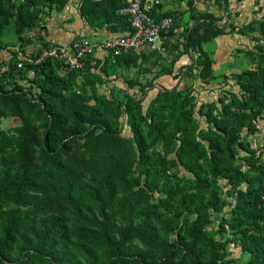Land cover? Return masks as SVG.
Returning a JSON list of instances; mask_svg holds the SVG:
<instances>
[{
	"label": "trees",
	"instance_id": "trees-1",
	"mask_svg": "<svg viewBox=\"0 0 264 264\" xmlns=\"http://www.w3.org/2000/svg\"><path fill=\"white\" fill-rule=\"evenodd\" d=\"M66 2L0 0V39L11 25L20 48L21 35L39 23L43 9L58 12ZM121 4L79 0L77 12L90 27L121 34L129 29L115 12ZM190 18L181 43L186 63L157 87L134 81L139 94L122 89L124 100L87 95L84 84L76 90L75 76L90 87L101 84L102 75L142 50L102 55L94 66L63 69L65 76L49 60L15 69L19 50L11 51L6 72L0 61V117L20 121L0 129V264H235L215 237L225 231L240 237L244 264H264V162L241 139L242 129L253 134L264 115V43L251 37L252 46L241 51L252 66L224 77L231 88L215 100L197 103L183 77L192 67L201 81L211 76L200 44L223 28L206 12ZM204 23L212 30L201 39ZM26 80L32 94L20 84ZM119 116L128 138L120 135ZM6 154L16 158L7 161ZM220 183L231 190V204L224 203Z\"/></svg>",
	"mask_w": 264,
	"mask_h": 264
},
{
	"label": "crops",
	"instance_id": "crops-1",
	"mask_svg": "<svg viewBox=\"0 0 264 264\" xmlns=\"http://www.w3.org/2000/svg\"><path fill=\"white\" fill-rule=\"evenodd\" d=\"M124 1L121 0V3L123 4ZM78 4L79 0H67L60 11H51L41 21L39 20L42 28L38 29V23L28 31L33 34L34 38L31 49L35 51L48 42L68 43L74 36H85L91 40H97L115 34L111 33L106 25L98 28L90 27L78 15ZM143 4L152 5L151 12L154 16L172 15L173 23L168 35L164 37L165 40H173L182 30V27H187L183 23L188 21L189 12L184 11L188 7L195 9L198 14L204 12L211 14L216 24L223 28L221 33L206 39L200 44L202 50L211 59V76L205 81H201L196 77L200 90L197 95L199 101L196 99L197 103L215 100L222 93H219L221 89L229 90L231 88V80L226 79L224 82V77H227L231 72H237L252 66L241 50L252 46L251 37H258L264 33V25L260 27L261 21H259V26H257L255 21L257 18L264 19V0H225L221 5H217L214 0H191L190 5H188L187 0H143ZM259 41L261 42L260 39ZM13 47L17 49V42ZM25 49L24 45L18 48L17 55H28V50ZM97 55L101 57L102 52H97ZM184 56V54H181L174 68L186 63V60H182L183 58L186 59V56ZM0 59H2L1 52ZM169 77L167 75L162 82H170ZM183 78L187 83V76Z\"/></svg>",
	"mask_w": 264,
	"mask_h": 264
},
{
	"label": "rangeland",
	"instance_id": "rangeland-1",
	"mask_svg": "<svg viewBox=\"0 0 264 264\" xmlns=\"http://www.w3.org/2000/svg\"><path fill=\"white\" fill-rule=\"evenodd\" d=\"M191 0H187L188 5H190ZM215 2V1H214ZM191 9V10H190ZM51 11H54L52 9H47L46 7L43 9V12L40 14L39 20L41 21L44 16L48 15ZM184 11L189 12L188 21L184 22L183 24H186L189 26L192 23V19L190 18L192 16H198L199 14L196 13L195 9L193 8H185ZM263 18H257L255 19L257 26H259V21H262ZM42 28L41 23L38 24V29ZM185 27H182V30L178 33V35L173 38V40L167 39L165 40L163 36L161 38V48L162 50L159 52H147L146 50H142V54L140 56L133 55L129 62L127 64H120L119 66L115 67L114 70L109 71L106 75H102V83L99 84L97 82H94L93 86L90 87L88 83H86L84 80V77L82 75L77 74L75 76L74 85L73 88L78 90L81 86V84H84V90L87 95H89L91 92H96L97 95H101L107 98H114L116 100H124L122 89L128 90L129 92H136V94H139V91L137 87L131 88L134 81L140 82L142 85H150L157 87L159 85V82L161 80L165 79L168 74H170L171 71H173L174 66L176 62L178 61L179 57L181 56L183 49H182V35L185 32ZM32 29V28H31ZM30 29V30H31ZM107 29L111 33H115L116 31L111 30L109 26H107ZM212 28L210 26H206L205 23L201 24L198 32L200 34L201 39H205L210 35V31ZM29 31V30H28ZM28 31H25L21 37L23 41L24 47H26V51L28 50V55L33 54L36 52L39 48H37L35 51L31 49V45H33L34 38L33 34H30ZM261 40V42L264 43V33H262L260 36L257 37ZM0 52H1V60L7 61L8 58L12 55L11 51H17L19 47H11L12 44L15 46L16 38L15 35L12 32L11 25L8 27L7 31L5 32L4 36L0 39ZM202 43V42H201ZM7 44L10 46L5 47ZM10 51L8 52L7 49ZM202 48V47H201ZM5 50V51H4ZM32 52V53H31ZM189 55L192 58H195L197 53L193 50L188 51ZM26 54H22L19 56H23ZM183 55V54H182ZM186 56V55H185ZM184 56V57H185ZM182 59V57H181ZM182 60H187L183 58ZM182 72L186 73L187 69L182 68ZM58 73L62 76H65V72L63 69H59ZM189 77L186 78L188 87L193 95L196 96V99H198V93H199V86L196 81V68L192 67L189 69ZM94 79L93 77L88 78V81H92ZM20 84L29 92L30 94L33 93L34 88L30 85L29 81H20ZM151 88V87H149ZM150 89H148L147 93L151 96L152 93L149 92ZM223 90L221 89L220 92ZM90 103H93V100H89ZM97 106H100L99 102H95ZM145 104H143V107ZM117 112L116 109H111L110 114H113ZM118 127L120 128V135L128 138L129 131L127 126L122 121L121 117L119 116L117 119ZM20 124V121L15 116H5L0 117V129L2 130H11L14 126H17ZM256 127L257 129L253 134L246 133L244 128L241 131V139L248 142L249 146L252 148L255 155H258L259 161L264 162V115H260V117L256 120ZM79 140L76 141V146L79 147ZM79 152L82 151V148L79 147ZM239 158H242L245 156V153L243 151H239ZM35 152H31L28 156L29 160L34 161L35 160ZM72 158H78L77 152H71L70 153ZM14 158H16V155L14 154H6L5 160L12 161ZM241 160V159H239ZM171 172H175L179 175H183V170L180 168H171ZM220 186V193L222 198L224 199V203L231 204L233 202V198L231 196V190L227 187H224L222 183L219 184ZM229 210V206L225 204L222 214L227 215ZM116 224H127V221L122 220H116L114 221ZM216 238H219L221 241H224L225 249L228 253V256L230 258H233L235 264H244L247 258V255L245 253L240 252L238 244L240 237L238 235H233L229 233L228 231H225L221 233L220 235L216 234ZM165 239L170 240L172 238V234H169L167 236H164ZM17 248H14L11 251V256L16 257L18 255ZM82 264V263H80Z\"/></svg>",
	"mask_w": 264,
	"mask_h": 264
},
{
	"label": "built area",
	"instance_id": "built-area-1",
	"mask_svg": "<svg viewBox=\"0 0 264 264\" xmlns=\"http://www.w3.org/2000/svg\"><path fill=\"white\" fill-rule=\"evenodd\" d=\"M151 11L152 5H144L143 0H125L115 12L126 17L129 27L127 31L97 40L74 36L68 43L48 42L33 54L17 56L15 69H21L24 61L34 65L49 60L57 63L62 69L80 70L86 65H96L99 58L97 52L110 56H120L129 51L143 49L147 52H159L162 50L161 33L168 32L173 18L171 14L154 16ZM0 61L4 63L1 72H6V61Z\"/></svg>",
	"mask_w": 264,
	"mask_h": 264
}]
</instances>
